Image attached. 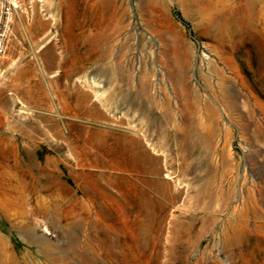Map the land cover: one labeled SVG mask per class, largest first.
Masks as SVG:
<instances>
[{
	"label": "rangeland",
	"instance_id": "rangeland-1",
	"mask_svg": "<svg viewBox=\"0 0 264 264\" xmlns=\"http://www.w3.org/2000/svg\"><path fill=\"white\" fill-rule=\"evenodd\" d=\"M0 264H264V0H19Z\"/></svg>",
	"mask_w": 264,
	"mask_h": 264
},
{
	"label": "built area",
	"instance_id": "built-area-1",
	"mask_svg": "<svg viewBox=\"0 0 264 264\" xmlns=\"http://www.w3.org/2000/svg\"><path fill=\"white\" fill-rule=\"evenodd\" d=\"M18 7L19 0H0V60L7 49Z\"/></svg>",
	"mask_w": 264,
	"mask_h": 264
},
{
	"label": "bare ground",
	"instance_id": "bare-ground-1",
	"mask_svg": "<svg viewBox=\"0 0 264 264\" xmlns=\"http://www.w3.org/2000/svg\"><path fill=\"white\" fill-rule=\"evenodd\" d=\"M198 128V127H196ZM195 130V129H194ZM187 138H195V139H202L203 136L201 135V132L199 130H196L193 134L187 135Z\"/></svg>",
	"mask_w": 264,
	"mask_h": 264
}]
</instances>
